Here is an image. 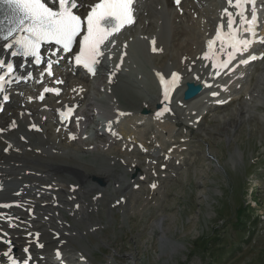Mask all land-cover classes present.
Returning <instances> with one entry per match:
<instances>
[{"label":"rangeland","instance_id":"rangeland-1","mask_svg":"<svg viewBox=\"0 0 264 264\" xmlns=\"http://www.w3.org/2000/svg\"><path fill=\"white\" fill-rule=\"evenodd\" d=\"M214 3L211 1L212 5ZM185 5L182 6L184 14L177 17L178 23H171L169 20L167 30L164 28L163 31H159L165 44L163 54L149 57L144 42L132 44L126 67L118 78L120 79L117 83L119 94L115 95L123 104L125 103L124 107H131L129 103L131 98V102H135L136 109L139 107L147 109V104L157 101L151 74L152 67L173 63L179 68L177 57L181 52L198 45L197 49L203 48L200 45L204 34L200 32H206L208 24L206 22L207 25H204V19L201 18L206 13L207 7L200 8L202 14L200 16L198 13L188 11ZM213 8L212 6L211 13L215 14ZM171 14L175 15V11L172 10ZM174 25H177L176 28L188 29L187 31L185 29L187 37L185 35L182 37L180 33L173 36ZM138 29H140L139 22L133 27L132 35ZM156 29L155 26L149 27L146 32H155ZM196 36L197 45L192 42L189 46L186 38L193 40ZM171 54L176 55L175 61L169 59ZM261 67V62L256 63L251 67L254 70L247 75L251 80L248 81V77L245 79L251 89L260 88L264 95V81L261 84L257 82V74L261 71ZM221 77L222 79L217 80L219 81L217 86L211 75L203 81L211 79L213 88H216L212 91H217L221 95L223 92L219 86L228 83V79ZM207 92L205 90L198 98V103L203 99L213 100ZM240 96L241 99H235L226 106L211 109L202 117L203 120L199 122L197 130L187 126L194 115L179 108L175 116L169 120L176 121V118H179L181 121L175 137L176 141L183 133L181 129H186L188 132L185 143L187 149L181 155L183 163L184 155L188 156L184 166L180 164L173 174H169V177L160 183L159 192L148 193L144 183H140L136 190L131 189V192L134 191L133 196H130V190L127 191L128 193L121 190L115 192L110 187L103 201L117 199L121 195L120 192L125 193L126 197L128 195L130 199L132 197L131 201L126 198L125 206H117L115 207L117 209L112 210H108V201L100 202L98 210L90 214V220L99 219L103 226L92 234L84 236V239L73 238L74 243L77 245L82 243L81 246H86L88 251L93 252L94 261L101 264H109L110 261L111 264H264V119L259 118L261 115L264 116V100L256 101L255 105L247 107V113H244L237 111L242 105L243 93ZM101 104L103 112L106 113L109 107L105 97L101 100ZM199 110L203 112L206 108ZM222 115H226L228 120L223 121L219 118ZM195 124L194 122L191 126ZM89 125L93 126V124ZM60 156L67 158V155L60 154ZM70 156L77 162H85L93 168L92 171L96 170L95 168L107 171L109 167L112 169L108 172L110 174L117 175L124 171L125 164L123 166L115 162L116 160H107L94 152L79 153L77 156L69 155L68 158ZM12 157L10 153L1 155L3 160ZM159 163L160 161L157 164ZM66 174L57 173L59 176ZM261 174L262 176L258 177ZM127 176L131 179L129 173ZM89 177L86 184L97 190L101 189V186ZM60 178L66 182V179ZM71 182H73L72 178ZM117 183L119 182L113 184ZM94 193L88 194L92 196ZM3 212L5 211H0V216ZM35 215L44 216L46 213L37 210ZM261 215L263 219H260ZM15 221L24 223L25 220L19 217ZM69 222L79 230L88 227L85 222L79 223L74 219ZM5 225H9V222L3 226ZM30 226L27 224L20 227L28 229ZM28 240L29 238L26 239ZM47 244L46 246L49 247ZM102 245L105 246L104 249L101 248Z\"/></svg>","mask_w":264,"mask_h":264},{"label":"bare ground","instance_id":"bare-ground-1","mask_svg":"<svg viewBox=\"0 0 264 264\" xmlns=\"http://www.w3.org/2000/svg\"><path fill=\"white\" fill-rule=\"evenodd\" d=\"M88 1L89 0H80L81 3ZM158 3V0H144V2H142V0H139V4L137 6V20L143 17L145 11H148L147 16L152 18L153 14H156V9L153 6H156V4ZM181 3L185 5V0H182ZM198 3L199 2L195 3V0H192V3L189 4V9H194V11L196 9L199 10V7H197ZM163 5L167 13L170 14L172 10L170 8V0H163ZM149 10L151 11L149 12ZM169 14L165 15L164 13V17H167L168 19ZM164 19L165 18H163V21ZM206 22L208 24V27H210L213 26L215 20L210 17ZM152 23L153 22L150 21L148 23V26H151ZM177 29L173 30V36L177 34L179 35V33L182 35V37L183 35L186 36V31L188 29L182 27L179 28L178 31ZM261 33L264 34V29L261 31ZM160 36L161 40L164 42L161 34ZM205 37L206 33H204V35L202 36V45H200L201 47L204 44L203 42L205 40ZM186 40L187 44H191L193 42L192 44L196 43L197 45L196 40L195 42L193 41L194 39L191 40V38L188 37L186 38ZM198 46L195 47V50H190L191 53L193 52V55L195 56L202 51V49H197ZM156 47H160L159 40L157 41ZM187 54L189 53L186 51L185 54L182 53V55ZM256 63L257 62H253L248 65L241 64L240 66L243 69L252 70L251 67L255 66ZM261 63V71L257 74L258 84H261V82L264 81V57L262 58ZM245 66H247V68H244ZM106 67L107 66L105 62L102 60L99 68L106 70ZM235 69L236 68L234 67V70ZM211 71H213L212 68ZM221 76H223V79H227L228 77L227 73H224ZM221 76L218 79H222ZM246 77L248 76L246 75L245 78ZM189 79L191 78H188V76H185L184 78V80ZM218 79L213 81L219 83V81H217ZM98 80V77L94 78V83H97ZM201 81L204 82L203 80ZM207 82L209 81L207 80ZM244 82L245 86L243 87V93L245 99L243 100V104L240 105L237 111H244V113H247V107L250 108L254 106V103L256 101L262 102L264 100V95L261 93L262 90H260V88H254L250 90V85L249 83H247V79H245ZM89 84L90 82L89 80H87V77L80 75L79 72L75 73L74 75L68 73L66 75V83L63 86V92L57 98H60L62 102H79V109H81L82 107H87L90 105V101L94 99L90 94V90L88 89ZM78 86L81 87L80 90L78 89ZM102 86V84L97 83L93 90L99 89ZM181 89L182 88H180L179 90ZM33 91L34 86L32 85H29V87L27 86V88L25 87L22 89L21 87H17L16 91L12 89V101L6 103L3 112L0 113V128L5 129L0 134V201L11 198L14 200L21 199L22 201H29L30 204L34 206V213L31 216H25L21 211L18 212V216L25 221L24 223L12 221L14 222V225H17V227L9 229V225L3 226L5 223H1L0 225V229L5 230L10 234L9 239L11 241V244H13L15 247H18L21 243H27L26 239L28 238L32 239L31 236L27 237V234L32 229L41 232V238L46 242V244L48 243L47 241L52 240V233H60L64 236H69L70 230L60 222V220L63 219L62 214L58 212L57 215L54 213V211H56L58 208H65L67 205L73 206V203L77 201V199L80 202V205L78 210H74V214H76V216L78 218H81L84 222H87V224H90L88 221V218L90 216L89 210L92 208H96L97 201H99L100 195L104 196V192H107V187L111 184L109 183L110 179L104 172L98 171L97 168H95L96 170L92 171L93 168H90L89 165L85 164V162H77L74 157L72 158V156L68 158L69 155L77 156L79 153H85L90 149L100 151L106 156L115 155L122 161L123 164H125L127 171H129L133 167L139 168V178L143 177L145 180L151 177L159 179V177L161 178L165 175L166 171L176 168L175 160H177L178 158L177 156H174V154H177V151L173 149L170 152L171 155L168 156L167 159H164L163 155L164 160L162 161V163L166 165V171L160 172L159 168L156 169V161L158 159L156 153L162 151L163 147L167 144L171 134L173 133L175 125L171 122L165 121L163 119L165 115L162 117H157L154 114L157 109L154 110L152 116L140 115L137 113V111L132 113L133 116L138 114L139 118H142V120L146 124L153 123V125L155 126V129L153 130V138L150 140L149 144H147L144 140L143 130H137L138 127L136 126L138 124L136 119L117 115L116 111L118 109L115 110V116L119 118L118 122H114V124L111 126V128H116L115 133H117V135H113L112 133L107 135L105 131L102 132L95 130L98 135L102 136L101 141L91 142L83 139L81 136L75 138L72 141H69V139H67L66 132L61 130L56 132L55 130L57 122L55 121V118L52 114V108L56 106V98L47 99L46 105L48 106V108H42L40 104L29 101V97L36 94L38 89H36L35 92ZM252 91L256 92V95ZM222 92V94H224L227 91ZM107 93V91L103 92L104 95H106ZM107 95L109 96V94ZM198 98L185 104H188V106L191 107H195L198 104ZM212 105L216 106L215 104ZM150 107H152V105ZM43 116L46 118L45 121H42ZM92 117L93 116L90 114L83 113V119L80 121V126H83L87 121H90ZM219 118H222L223 121L228 120L226 115H222ZM259 118L264 119V116L261 115V117ZM110 119L115 120V117L113 116L109 118L106 124V128L109 127L108 122L110 121ZM12 120L13 122H15V127L11 126L13 123ZM131 120L134 121L132 127L129 126L127 128H120L124 122L131 123ZM47 123L53 125V127H47ZM33 125H35V127H33ZM195 126H197L198 128V124H195ZM31 136H33L35 140L34 142L29 143V139ZM22 137L24 138L22 139ZM137 143H142L143 148L141 153L139 152L140 149L137 148ZM157 145H160L159 148L157 147ZM7 147V152L4 153V149ZM7 153L12 154L13 157L9 160H3L1 158V155H5ZM60 154L67 155V158L60 156ZM140 154L143 155V160L136 157V155ZM69 160L74 162L72 163ZM39 171L41 173H38ZM57 171L65 172L75 177L78 182H74L73 192H70L71 185H67L66 182H63L60 177L55 176V173ZM92 175L103 179L105 181V186L103 189H101L98 196H93L90 198V204H88L84 201L83 197L87 196L90 192L96 191L95 189H90L86 186V179ZM114 182H119L117 184H113L114 186L126 182L122 185L121 192L125 191V193H128L130 190V196L134 195L133 191L131 192V189L133 190V188H131V185L128 184L127 179H124L121 175L117 178H114ZM55 186L58 187L56 191H54L53 189ZM158 189L159 186H156V188H154V190ZM47 193H49V196H47ZM75 194L76 198L73 199L72 196ZM124 194L123 196L126 195ZM54 196H56V198H54ZM52 198H54V200ZM58 198L60 199L58 200ZM63 199H65V201H63ZM117 206H119V204ZM117 206L109 204L110 209ZM37 210L45 212L46 215H48V218L45 219L44 216L35 215V212ZM0 211L5 210L0 208ZM18 216L17 219L19 218ZM27 224L31 225L28 229H23L20 227L26 226ZM23 237H25V239H23ZM48 246L49 247L45 245L42 251V253H45V255H49L50 245ZM3 249H6V246H3Z\"/></svg>","mask_w":264,"mask_h":264},{"label":"snow or ice","instance_id":"snow-or-ice-1","mask_svg":"<svg viewBox=\"0 0 264 264\" xmlns=\"http://www.w3.org/2000/svg\"><path fill=\"white\" fill-rule=\"evenodd\" d=\"M135 2L136 0H96V2L87 5L88 11L82 17L78 14V10L84 6L80 0H0V13H2L0 54H10L12 58H20L25 63L31 60L32 63L40 65L43 61L42 46L46 45L48 49L55 47V51L50 52L49 58L45 61L47 67L44 71L51 76L53 65L59 63V58L53 60L51 56L57 55L59 52L73 54L75 45L78 48L73 57L75 64L95 75L97 66L101 64L105 56L104 49L109 44H115V40L112 39L114 34L119 33L126 26L134 24ZM249 2L252 0H227L230 7L234 6L237 9L236 13L229 11L227 7L224 8L215 36L206 41L207 50L202 55L205 60L211 61V67L216 69L214 72L216 76H219L223 69L228 68L238 54L247 52L250 46L256 42L254 39L243 37L245 32L250 33L252 37L256 35V8L252 7L250 20L245 14V5ZM175 3L179 5L180 0H175ZM225 16L227 17L226 31L223 23ZM237 17H239L238 24L236 23ZM217 42H219L218 50L215 47ZM152 43L155 45V40ZM156 50L153 47V51ZM221 54L225 55L226 59H220ZM257 58L256 55H251L247 59H241L239 63L248 64L249 61ZM19 67H24V63H21ZM15 70L16 66L13 60L10 59L6 62L5 59H0V95H2L3 101L9 99L6 94L7 85L31 78L30 72L26 76H19L14 75ZM43 75L42 72L41 76ZM156 76L162 89V103H164L163 110L157 113V117H159L163 112L171 111L168 102H170L173 90L179 85L181 77L177 72H172L167 78L160 72H157ZM57 83H62V81H57ZM205 85L210 86L206 82ZM44 92L59 94L58 89L47 87L44 88ZM211 95L215 97L219 93L213 92ZM39 98L41 100L44 98L43 93ZM217 103H226V101H217ZM2 110L3 104L0 103V111ZM120 115H124V113H120ZM61 117L62 119L66 118L63 113ZM79 119L77 118V122ZM118 119L117 117V122ZM108 124L109 131H112V121H109ZM11 126L15 127V122ZM4 130L0 128V132ZM112 134L117 135L115 132ZM151 187L156 188V184L153 183ZM36 235L38 236L39 233ZM24 251L28 252V249L25 248ZM4 255L9 257L11 264H17V261L8 252ZM56 255L59 257L60 253L57 252ZM23 264H29V260L25 259Z\"/></svg>","mask_w":264,"mask_h":264},{"label":"trees","instance_id":"trees-1","mask_svg":"<svg viewBox=\"0 0 264 264\" xmlns=\"http://www.w3.org/2000/svg\"><path fill=\"white\" fill-rule=\"evenodd\" d=\"M238 221V220H237Z\"/></svg>","mask_w":264,"mask_h":264}]
</instances>
